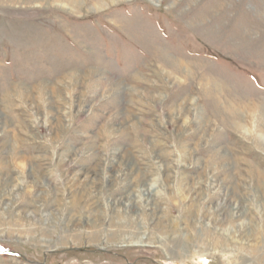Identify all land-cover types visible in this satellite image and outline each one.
Instances as JSON below:
<instances>
[{
  "label": "rangeland",
  "instance_id": "1",
  "mask_svg": "<svg viewBox=\"0 0 264 264\" xmlns=\"http://www.w3.org/2000/svg\"><path fill=\"white\" fill-rule=\"evenodd\" d=\"M0 264H264V0H0Z\"/></svg>",
  "mask_w": 264,
  "mask_h": 264
},
{
  "label": "bare ground",
  "instance_id": "2",
  "mask_svg": "<svg viewBox=\"0 0 264 264\" xmlns=\"http://www.w3.org/2000/svg\"><path fill=\"white\" fill-rule=\"evenodd\" d=\"M76 2V1H75ZM74 6V5H73ZM247 108H248V106H247ZM248 110V109H247Z\"/></svg>",
  "mask_w": 264,
  "mask_h": 264
}]
</instances>
